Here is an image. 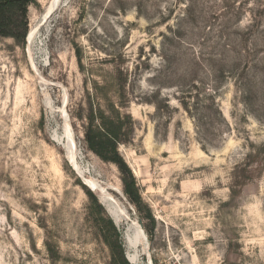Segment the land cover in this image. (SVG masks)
I'll return each mask as SVG.
<instances>
[{
  "label": "rangeland",
  "instance_id": "obj_1",
  "mask_svg": "<svg viewBox=\"0 0 264 264\" xmlns=\"http://www.w3.org/2000/svg\"><path fill=\"white\" fill-rule=\"evenodd\" d=\"M55 1L0 37V264H264V0Z\"/></svg>",
  "mask_w": 264,
  "mask_h": 264
},
{
  "label": "trees",
  "instance_id": "obj_2",
  "mask_svg": "<svg viewBox=\"0 0 264 264\" xmlns=\"http://www.w3.org/2000/svg\"><path fill=\"white\" fill-rule=\"evenodd\" d=\"M32 2L33 0H0V37L13 38L14 40L24 39L27 8ZM188 113L190 114V111ZM192 116L198 123V119L194 115ZM113 125L112 123H109V125L103 123L94 127L89 124L86 141L89 148L102 160L115 163L118 166L123 176L125 194L131 203L138 206V195L134 189L133 177L116 151L118 144L122 142L118 138L122 125L119 123L117 126L114 125L115 129H112ZM111 229L116 233L113 226H111ZM121 261V264H127L124 259H121Z\"/></svg>",
  "mask_w": 264,
  "mask_h": 264
},
{
  "label": "bare ground",
  "instance_id": "obj_3",
  "mask_svg": "<svg viewBox=\"0 0 264 264\" xmlns=\"http://www.w3.org/2000/svg\"><path fill=\"white\" fill-rule=\"evenodd\" d=\"M58 1L59 0H56L55 1V3H54V5H53V7H52V9H55V7H56V5H57V3H58ZM61 139H62V144L64 145V143H65V148L67 149V150H69V152L71 153V155H72V150H73V148L71 147V144H70V142L68 141V140H66L65 141V139L66 138H64V137H59V138H57V140L60 142L61 141ZM67 160L70 162V164H71V167L74 169V171L76 172V174L79 176V177H81L82 179H83V182L86 184V185H88V186H86V187H88L90 190L91 189H93V192H95V193H97V192H99L100 193V191H104L103 189H102V187L99 185V183L96 181V180H93V179H91V178H87V175L89 174V169H80L79 168V166H78V164H77V158H76V160H74L73 158H72V156H69L68 158H67ZM103 198V197H102ZM101 198V199H102ZM109 199V198H108ZM107 198H103V201H105V202H109V200H108ZM112 201V200H111ZM112 203V202H111ZM111 203H110V206H112L111 205ZM115 204V203H114ZM107 206V205H106ZM114 207V206H113ZM115 208V207H114ZM110 214H111V217L113 218V220H114V222L115 223H118L119 222V220H120V218H121V215L118 213V214H114V213H112V212H110ZM130 228H131V230H132V236L131 237H129L128 236V238H126V239H129V241H130V243H133V244H137L138 246H141V247H143V249H144V247H145V244H146V241H145V237H144V235H143V232L141 231V229L139 228V227H137V225L135 224V223H132L131 225H130ZM130 230V229H129ZM128 231V230H127ZM128 235V234H127ZM130 235V234H129ZM128 242V241H127ZM129 245V244H128ZM136 246V245H135ZM130 247V246H129ZM143 249H142V251H143ZM137 256V255H136ZM135 257V256H134ZM134 257H131V256H129V258H128V260L130 261V263L132 262L133 263V261H134Z\"/></svg>",
  "mask_w": 264,
  "mask_h": 264
},
{
  "label": "water",
  "instance_id": "obj_4",
  "mask_svg": "<svg viewBox=\"0 0 264 264\" xmlns=\"http://www.w3.org/2000/svg\"><path fill=\"white\" fill-rule=\"evenodd\" d=\"M85 186H88V185H86L85 183H83ZM91 191H93V189H91ZM95 193V192H94ZM141 229V228H140ZM141 231H142V229H141ZM143 232V231H142ZM143 235H144V237H145V241H146V243H147V239H146V236H145V233L143 232Z\"/></svg>",
  "mask_w": 264,
  "mask_h": 264
}]
</instances>
